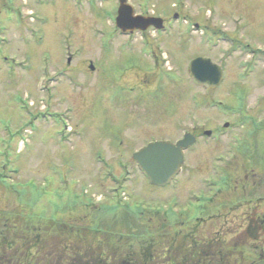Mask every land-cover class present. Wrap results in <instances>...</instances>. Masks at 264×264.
<instances>
[{
    "label": "rangeland",
    "instance_id": "374dc122",
    "mask_svg": "<svg viewBox=\"0 0 264 264\" xmlns=\"http://www.w3.org/2000/svg\"><path fill=\"white\" fill-rule=\"evenodd\" d=\"M130 2L136 12L170 18L164 30L119 35L112 0H39L27 5L37 18L27 21L20 8L23 27L0 32V55L14 59H0V177L8 186L0 181V254L8 249V263L22 264L34 242L41 250L28 264H61L56 254L69 237L71 245L101 243L116 261L146 253L138 264H264V199L250 165L264 153V0ZM196 56L222 66L220 85L191 83L186 68ZM206 129L210 137L201 135ZM185 132L196 142L176 180L150 186L131 154ZM225 172V185L213 187ZM194 194L208 202L199 221L168 218ZM116 202L137 205L141 215L103 216ZM259 217L262 230L250 228ZM216 233L222 244L212 248ZM237 239L247 258L236 257Z\"/></svg>",
    "mask_w": 264,
    "mask_h": 264
},
{
    "label": "water",
    "instance_id": "95a60500",
    "mask_svg": "<svg viewBox=\"0 0 264 264\" xmlns=\"http://www.w3.org/2000/svg\"><path fill=\"white\" fill-rule=\"evenodd\" d=\"M115 25L121 33L130 32L133 29L144 30L151 25L155 28L162 27L159 19L132 17L129 7L121 3ZM188 72L194 81L205 88L218 85L223 77L221 68L212 63L209 58L192 59L188 64ZM204 133L209 135L210 132ZM193 142L194 137L190 134H184L183 138L174 144L168 141L150 142L133 153L132 157L151 185L164 186L178 173L183 161V151Z\"/></svg>",
    "mask_w": 264,
    "mask_h": 264
},
{
    "label": "flooded vegetation",
    "instance_id": "af4514ba",
    "mask_svg": "<svg viewBox=\"0 0 264 264\" xmlns=\"http://www.w3.org/2000/svg\"><path fill=\"white\" fill-rule=\"evenodd\" d=\"M128 2L130 1L128 0ZM27 5H30L31 7H36L38 5V0H26L24 4L20 3L18 0H0V32L6 31L7 27L12 26L13 24H15V26H19L20 28H22L23 24H20L22 20H21V17H19V10L20 8H27ZM136 14H140L144 16H160L159 14H154V12L147 13L146 11L138 12ZM160 17H162V19L165 21L170 20V18L168 17H163V16H160ZM29 20H30V17L28 16L27 21ZM28 31H30L32 34V30H28ZM19 36H22V30ZM3 42L5 41L3 40ZM5 43L7 44V42ZM0 59L3 62V64H6L8 61V58L4 55H2ZM262 155L260 154L257 157L258 159L257 162L255 161L250 164V165H255L256 169L260 171L259 173H257V178L253 179V185H256L258 189V194H260V196L258 197V202L264 199V196H262V193L264 192V153H262ZM247 177L248 176L245 175V178ZM249 177H251V179L252 177L254 178L255 177L254 172H251ZM242 195L243 197H246L247 192L244 190ZM251 195H254V193L251 192ZM249 197L251 198L252 196H249ZM259 220H260V217L257 223V219H255L254 221L255 224L250 226V228H253L255 230L259 228L260 230H262L261 228L263 227V221H259ZM63 225H64L63 227H66L65 226L66 224L63 223ZM216 235H218L217 237L220 238L219 233H216ZM239 243H240V240L237 239L235 244L237 245ZM62 244L60 245L62 249L58 250L61 252H58L56 254V255H59L60 258H62L61 264H65V263H68V264H135V256H132L129 253L126 254V259L116 261L115 259L116 255H113V252L111 250H108V251L112 253L103 251L101 243H95V245L86 244V243L82 245L80 244L71 245V243L69 242V237H68V242L67 243L64 242ZM10 245H13V244H10ZM26 248L32 251L31 253H28V251L26 252V256H25L26 259L24 262L28 264L30 258L32 259V261L34 259L33 256L37 258V256L39 255L38 253L39 249L41 250V248L39 247L38 244L34 242L29 243L28 246L25 247V250ZM47 249H48V252H47V256L45 255V257L50 258L49 263H51L53 260V257H55L54 250L57 248H54V243H51V244H47ZM9 251L10 250L5 249L4 251L1 252L2 254H0V259H1L0 264H11V263H8L9 261L8 254H10ZM35 264H38V263H35Z\"/></svg>",
    "mask_w": 264,
    "mask_h": 264
},
{
    "label": "trees",
    "instance_id": "16d2710c",
    "mask_svg": "<svg viewBox=\"0 0 264 264\" xmlns=\"http://www.w3.org/2000/svg\"><path fill=\"white\" fill-rule=\"evenodd\" d=\"M197 253L198 252H195V249L192 250V254H188L189 256V259L192 261V263H194V259L195 257H197ZM140 259V261L142 260V262L144 263H147L145 259L149 258L150 257V254H146V253H141V255L139 254L138 256ZM145 260V261H144Z\"/></svg>",
    "mask_w": 264,
    "mask_h": 264
}]
</instances>
